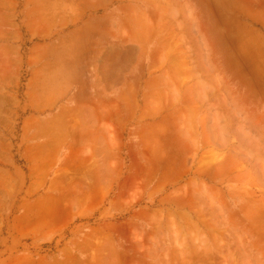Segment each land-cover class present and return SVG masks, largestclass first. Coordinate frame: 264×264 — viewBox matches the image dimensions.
<instances>
[{
	"label": "rangeland",
	"instance_id": "obj_1",
	"mask_svg": "<svg viewBox=\"0 0 264 264\" xmlns=\"http://www.w3.org/2000/svg\"><path fill=\"white\" fill-rule=\"evenodd\" d=\"M0 264H264V0H0Z\"/></svg>",
	"mask_w": 264,
	"mask_h": 264
},
{
	"label": "crops",
	"instance_id": "obj_2",
	"mask_svg": "<svg viewBox=\"0 0 264 264\" xmlns=\"http://www.w3.org/2000/svg\"><path fill=\"white\" fill-rule=\"evenodd\" d=\"M45 14V13H44ZM86 61L83 60H76V61H71L69 63L68 73L72 77V79H80L81 75L83 74V67L85 68V63ZM51 69H45L39 67L36 71V77H44L45 75H52L54 76L56 74V63L55 61H51ZM6 70L7 68L4 66V74L3 76H6ZM48 73V74H47ZM39 76V77H38ZM40 79V78H39ZM37 90V94H40L42 96V99L40 100L39 107L36 108L33 105L30 106L29 111L23 116L22 121H21V132L19 134V141L21 145V157L24 159L27 163V167L30 171V163L26 158V149L30 146L34 145H40L44 144L46 145L47 143H51L53 138L57 134H65V133H70V131L74 130L75 125H72L71 122L72 120L70 118H75L78 114L76 113L77 109V104L75 103L76 100V95L79 91H81V88H78L77 91L71 96V99L73 102L67 104V105H59L57 109H52L51 108V103L50 99L45 96L49 95L50 93L54 92V89H46V88H41L39 86L35 87ZM91 94L94 96H97L100 94L99 92L93 91L91 89ZM88 105H90L91 108L98 109L101 105L99 101L97 102H91ZM87 110V108H85ZM26 121H30L33 123V129L30 131L28 134L27 138H25V131H24V124ZM47 126L48 130L51 132V134H48V136H36L37 128H40L41 126ZM64 127H67L65 129ZM36 134V135H35ZM97 135V132H96ZM69 145V144H68ZM64 150L66 149V153L70 155L72 152L69 151V147L67 148V144L63 146ZM62 148V149H63ZM82 148V147H80ZM79 148V149H80ZM78 149V150H79ZM44 153V152H43ZM42 153V154H43ZM65 152H59L57 157L63 156ZM12 161H13V166L14 170L15 169H21L20 165L16 162L15 157L12 156ZM34 163V161H33ZM54 168V167H52Z\"/></svg>",
	"mask_w": 264,
	"mask_h": 264
},
{
	"label": "bare ground",
	"instance_id": "obj_3",
	"mask_svg": "<svg viewBox=\"0 0 264 264\" xmlns=\"http://www.w3.org/2000/svg\"><path fill=\"white\" fill-rule=\"evenodd\" d=\"M106 115H107V114H106ZM41 134H42V133H41ZM111 155H112V154H111ZM114 156H115V155H114ZM106 176H107V175H106ZM81 202H82V201H81ZM83 203H84V202H83ZM186 218H187V217H186ZM186 218H185V219H186ZM188 223H189V222H188ZM188 223H187V224H188ZM192 223H193V222H192ZM192 223H191V224H192ZM111 252H112V251H111ZM202 252H203V251H202ZM202 254H203V253H202ZM180 257H181V256H180ZM206 258H207V257H206ZM201 260H202V259H201ZM114 262H115V261H114ZM114 262H113V263H114Z\"/></svg>",
	"mask_w": 264,
	"mask_h": 264
}]
</instances>
